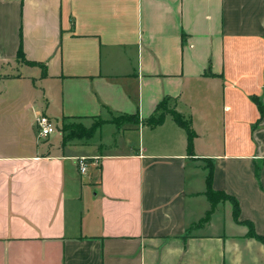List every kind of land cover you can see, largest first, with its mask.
Masks as SVG:
<instances>
[{
  "label": "crops",
  "instance_id": "crops-1",
  "mask_svg": "<svg viewBox=\"0 0 264 264\" xmlns=\"http://www.w3.org/2000/svg\"><path fill=\"white\" fill-rule=\"evenodd\" d=\"M167 98L192 152L170 111L143 123ZM259 103L264 0H0V264H264ZM41 114L141 121L105 150L40 138ZM210 171L239 221L220 200L191 229Z\"/></svg>",
  "mask_w": 264,
  "mask_h": 264
},
{
  "label": "rangeland",
  "instance_id": "rangeland-1",
  "mask_svg": "<svg viewBox=\"0 0 264 264\" xmlns=\"http://www.w3.org/2000/svg\"><path fill=\"white\" fill-rule=\"evenodd\" d=\"M165 110H169V111L176 110L174 103L168 98L166 101L163 102V104L157 111L156 116L160 115V112ZM140 121H141L140 117L120 115V114H111L107 117L99 116L97 118H92V119H75V118L64 117L61 120H59V123L57 124L58 130L56 133L61 136L63 141L64 136L66 135V132L63 130V128L66 124L72 125L73 128L79 132L83 131L84 128L90 131L89 135H84V136L78 135L67 141V142L76 143V142H81L92 138H96L98 135V131L101 128L102 133L100 137L103 136L106 139L105 141L107 142L105 146V150L108 149L115 150L116 149L115 145L117 144L121 145L123 142L122 140L123 129L129 124L132 125L139 124ZM222 200L229 201L234 207V203L231 202L230 200L228 199H222ZM200 225H203V221L198 223L197 226L196 225L192 226L191 229L196 228Z\"/></svg>",
  "mask_w": 264,
  "mask_h": 264
},
{
  "label": "trees",
  "instance_id": "trees-1",
  "mask_svg": "<svg viewBox=\"0 0 264 264\" xmlns=\"http://www.w3.org/2000/svg\"><path fill=\"white\" fill-rule=\"evenodd\" d=\"M23 51L22 48H20L19 50V56H22ZM164 100L161 101L159 103V105L157 106V111L159 110V108L161 107V105L163 104ZM259 109L261 112V115H264V106L259 103ZM169 111V110H168ZM173 114L174 119L176 120V122L182 126L183 128H185V130L188 133L189 136V152H192V147H193V139L195 137V132L192 128V124H191V120L188 118H185L182 114H180L178 111L174 110V111H170ZM165 111H163L160 115L156 116V115H151L149 118H147L143 123L149 127H154L158 124H161L164 121L165 118ZM63 130L66 132V135L64 136V140L63 143H66L67 141H69L70 139H72L73 137H76L78 135H89V130L87 129H83V131H77L73 128L72 125L66 124L63 128ZM68 133V134H67ZM211 180H212V171H210L208 177H207V182L209 185V189L207 190L206 194L209 197V200L211 202V209L206 213V215L203 218V224H206L210 221L211 215L213 213V211L215 210L217 203L222 200V199H228L231 202L234 203V216L235 218L239 221L238 217H239V205L237 200L235 199V197L226 194L225 192H221V191H216L213 190L211 188ZM221 198V199H220ZM250 225V231H249V236L254 237L256 239H258L259 241L264 243V235L258 234L253 225Z\"/></svg>",
  "mask_w": 264,
  "mask_h": 264
},
{
  "label": "built area",
  "instance_id": "built-area-1",
  "mask_svg": "<svg viewBox=\"0 0 264 264\" xmlns=\"http://www.w3.org/2000/svg\"><path fill=\"white\" fill-rule=\"evenodd\" d=\"M37 132L40 138H46L57 130L55 121L46 114H41L36 120ZM87 159L81 157L79 159V168L82 173L87 171Z\"/></svg>",
  "mask_w": 264,
  "mask_h": 264
}]
</instances>
